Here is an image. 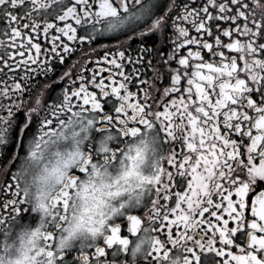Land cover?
<instances>
[{
  "label": "snow or ice",
  "instance_id": "6c2138e0",
  "mask_svg": "<svg viewBox=\"0 0 264 264\" xmlns=\"http://www.w3.org/2000/svg\"><path fill=\"white\" fill-rule=\"evenodd\" d=\"M169 28L168 52L153 56L146 41ZM106 39L117 40L115 50L93 60ZM73 53V66L86 57L76 76L69 70L51 80L55 62ZM72 117L116 142L89 144L84 167L66 177L50 206L30 205L19 179L25 148ZM146 131L162 155L153 174L139 178L137 206L121 204L95 244L58 250L79 176L119 159ZM5 177L0 224L24 214L36 223L39 212L44 244L36 255L49 264H264V0H0Z\"/></svg>",
  "mask_w": 264,
  "mask_h": 264
},
{
  "label": "clouds",
  "instance_id": "9594fccd",
  "mask_svg": "<svg viewBox=\"0 0 264 264\" xmlns=\"http://www.w3.org/2000/svg\"><path fill=\"white\" fill-rule=\"evenodd\" d=\"M109 133H96L94 124L79 121L59 128L45 140L30 142L21 160L19 179L22 189L27 190L30 205L48 204L66 182V177L84 167V158L89 144L99 148H110L116 141ZM121 157L115 161H97L78 178L72 190L70 205L65 219L60 221L57 249L87 247L102 237L109 221L122 214L120 205L135 208L140 197V176L153 174L162 155L159 139L152 131L129 140L122 146ZM35 151V157L28 153ZM126 153V155H125ZM81 154H85L82 156ZM105 153H101L103 156ZM131 156L133 159H129ZM115 209V211H114ZM36 223L16 218L0 224V264H49L46 254L37 256L44 244L43 236L36 231L41 223L40 213H33ZM41 231L50 223L44 216ZM147 248V244L142 245ZM138 258L140 253L137 254ZM123 264V262H122Z\"/></svg>",
  "mask_w": 264,
  "mask_h": 264
},
{
  "label": "flooded vegetation",
  "instance_id": "af4514ba",
  "mask_svg": "<svg viewBox=\"0 0 264 264\" xmlns=\"http://www.w3.org/2000/svg\"><path fill=\"white\" fill-rule=\"evenodd\" d=\"M169 35H171V29L170 28L167 29V31H166V33H165L163 38H161L159 36H153L152 38H150V39H148L146 41L147 46L149 48H153L154 49V51L152 53L153 56H156L157 52H159L160 55H165L168 52V50L170 48V44L168 42V36ZM119 39L121 41H123L125 38L123 36H121ZM103 42L108 45V48L107 49H103V50H98L96 53H94L93 54V60L95 59L96 56L102 55V52L105 51V50H107L109 52L115 50L114 46L117 44V40H115V39L107 40L106 39ZM40 43L42 45L45 43V41H44V39L42 37L40 38ZM139 46H140L139 39H136L134 42H132V47L130 49H128V51L132 52L134 49H136ZM126 47H127V45H122V49L126 48ZM78 55H79V53H73V54L65 57V60H64L63 64H61L59 62H55V69H54V72L51 74L50 79L51 80H56L64 71H69V70H70V72H71V74H72V76L74 78L76 76V74L78 73V71H79V69L81 67V64L83 63V59H86V57L82 58L79 63H76L75 66H73L74 61L77 60V56ZM145 63H147V61H145ZM89 66H91V64H89ZM173 66H174V64H173ZM157 67H160V65H157ZM131 68H132V65L128 64L126 66V68H125V71L126 72H130ZM144 72L147 73V75L144 77L145 79H147L152 74L151 70L147 69V68L144 69ZM102 75L106 76L107 73H104ZM40 79L43 80L44 78L41 77ZM162 82L163 83H167L168 82L167 78H165L164 81H162ZM60 86H61V84L58 83V84L54 85V88L55 89H59ZM157 95H158V93H157ZM10 151H14L15 152L17 150L15 148H12V149H10ZM12 170L14 171L15 168L13 167ZM8 182H10V177H5V178L0 179V185L6 184ZM8 195H9V193L2 192V190H0V201L5 199ZM21 219L27 221L28 220V214L22 215Z\"/></svg>",
  "mask_w": 264,
  "mask_h": 264
}]
</instances>
